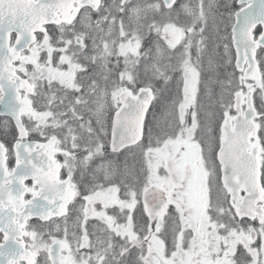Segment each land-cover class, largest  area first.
Masks as SVG:
<instances>
[{
  "label": "snow or ice",
  "instance_id": "obj_1",
  "mask_svg": "<svg viewBox=\"0 0 264 264\" xmlns=\"http://www.w3.org/2000/svg\"><path fill=\"white\" fill-rule=\"evenodd\" d=\"M0 264H264V0H0Z\"/></svg>",
  "mask_w": 264,
  "mask_h": 264
}]
</instances>
